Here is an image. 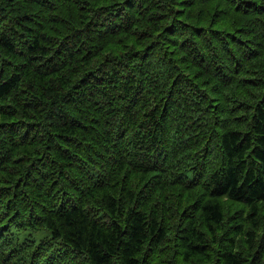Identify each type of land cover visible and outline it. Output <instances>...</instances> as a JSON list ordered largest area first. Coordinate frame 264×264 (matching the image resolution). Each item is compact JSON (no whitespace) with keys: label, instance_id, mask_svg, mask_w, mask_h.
Returning a JSON list of instances; mask_svg holds the SVG:
<instances>
[{"label":"trees","instance_id":"trees-1","mask_svg":"<svg viewBox=\"0 0 264 264\" xmlns=\"http://www.w3.org/2000/svg\"><path fill=\"white\" fill-rule=\"evenodd\" d=\"M0 264H264V0H0Z\"/></svg>","mask_w":264,"mask_h":264},{"label":"bare ground","instance_id":"bare-ground-1","mask_svg":"<svg viewBox=\"0 0 264 264\" xmlns=\"http://www.w3.org/2000/svg\"><path fill=\"white\" fill-rule=\"evenodd\" d=\"M135 237V236H134ZM136 239V238H135ZM135 246V245H134Z\"/></svg>","mask_w":264,"mask_h":264}]
</instances>
